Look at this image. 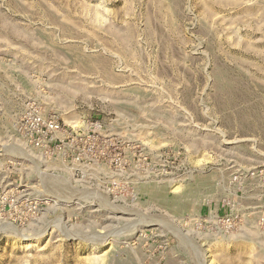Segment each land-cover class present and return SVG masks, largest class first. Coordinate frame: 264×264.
Here are the masks:
<instances>
[{"label":"rangeland","instance_id":"obj_1","mask_svg":"<svg viewBox=\"0 0 264 264\" xmlns=\"http://www.w3.org/2000/svg\"><path fill=\"white\" fill-rule=\"evenodd\" d=\"M27 104L102 125L111 191ZM0 264H264V0H0Z\"/></svg>","mask_w":264,"mask_h":264},{"label":"built area","instance_id":"obj_2","mask_svg":"<svg viewBox=\"0 0 264 264\" xmlns=\"http://www.w3.org/2000/svg\"><path fill=\"white\" fill-rule=\"evenodd\" d=\"M15 132L28 147L40 152L44 160L71 166L70 169L75 174L79 173L82 167L109 170L111 176L105 178L108 180L105 181L104 187L107 191H111L108 185L111 187L116 185L113 177L115 172L124 170V162L110 154L109 148L114 144L98 122L88 124L84 128L72 127L64 124L56 113L27 104L18 120ZM81 177L84 178L83 175ZM236 218L230 220L216 218L210 229L220 227L232 230Z\"/></svg>","mask_w":264,"mask_h":264},{"label":"bare ground","instance_id":"obj_3","mask_svg":"<svg viewBox=\"0 0 264 264\" xmlns=\"http://www.w3.org/2000/svg\"><path fill=\"white\" fill-rule=\"evenodd\" d=\"M60 193H61V194H60L61 196H63L64 198H67L66 200H67L68 203H69V201L72 200L71 198L66 197V194H67L66 192H62V191H60ZM68 196H70V195H68Z\"/></svg>","mask_w":264,"mask_h":264}]
</instances>
